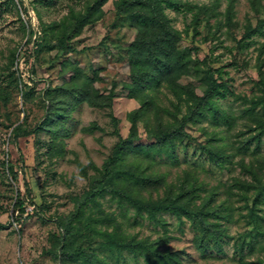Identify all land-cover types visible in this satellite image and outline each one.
I'll return each instance as SVG.
<instances>
[{"label": "rangeland", "instance_id": "obj_1", "mask_svg": "<svg viewBox=\"0 0 264 264\" xmlns=\"http://www.w3.org/2000/svg\"><path fill=\"white\" fill-rule=\"evenodd\" d=\"M118 1L107 0L92 12L95 0H0V264H146L144 256L131 249L110 247L105 232L120 223L137 240H157L164 234V227L138 216L129 203L109 194L94 201L87 196L116 146L130 138L132 112L143 106L133 144L145 145L154 141L151 132L160 124L158 108L165 110L162 123L167 124L172 120L168 109H174L171 100L176 101L165 81L151 88L152 108L130 94L127 49L138 28L118 12ZM181 2L185 4L180 11L166 9L180 32V46L190 49L192 66L219 70L216 75L226 86L216 102L230 109L236 123L233 127L217 126L209 119L190 123L186 130L191 137L177 142L176 161L166 154L147 159L132 153L128 159H142L145 173L160 177L155 186L142 190L144 196H164L170 184L195 169L200 181L218 190L220 203L234 177L250 176L236 166L242 156L238 150L233 151L238 154L235 165L222 169L202 146L215 132L227 135L236 147L242 138L259 133L254 121L248 130L243 110L246 98L261 89L264 0ZM214 3L219 6L209 17L203 5ZM62 38L69 47L60 45ZM196 71L191 68L178 83L192 84L202 94ZM18 130L31 133L16 138ZM243 131L247 135H240ZM262 138L257 159L264 158ZM256 144L252 142L253 149ZM249 155L250 162L255 156L251 151ZM19 199L25 201L23 213L16 207ZM232 203L230 237L223 252L201 253L189 221L184 218L181 223L170 212L164 214L170 239L160 248L177 251L182 264H258L257 259L264 258L261 245L254 250L247 246L244 255L236 248L243 238L246 244L261 242L248 217L247 206L252 207L253 200L234 196ZM258 208L264 216V204ZM74 213L77 218L72 219ZM62 250L70 254L82 250L87 257L74 253L76 259L68 256L62 261Z\"/></svg>", "mask_w": 264, "mask_h": 264}, {"label": "trees", "instance_id": "obj_2", "mask_svg": "<svg viewBox=\"0 0 264 264\" xmlns=\"http://www.w3.org/2000/svg\"><path fill=\"white\" fill-rule=\"evenodd\" d=\"M106 1L95 0L91 6L92 12L98 11V7H101ZM117 3L118 12L138 28L135 39L127 49L132 65L133 84L129 87L130 94L140 97L143 105L155 106L151 100L153 97L151 88L156 84H159L160 87L165 81L170 86L176 101L171 100L174 109H168L169 118L172 120H169L167 124L163 125L162 123V113L165 110L158 108L156 117L160 124L151 132L154 141L149 144H133L137 131V119L143 113V106L132 112L130 115L132 121L130 138L122 139L116 146L112 156L105 162L102 174L99 179L94 181L87 195L94 201L97 196L109 194L123 204L129 203L134 206L138 216L164 227V234L157 240L146 238L137 240L136 237H130L124 232L122 225L120 226V223L116 222L114 231L105 232L110 247L119 249L121 252L124 248L131 249L136 255H143L146 264H182L176 255L177 251L160 248L162 242H167L170 239L168 222L164 217L165 213L170 212L176 215L181 223L189 221L196 232L195 240L201 253L211 255L214 252H223L224 246L228 243L227 238L230 237L228 221L233 220L232 198L238 196L239 199L246 200V202H249L250 199L253 200L252 207L247 206L248 217L258 229L255 238L261 242L257 245L246 244L243 238L239 247L236 248L242 255H244L247 246L254 250L261 245L260 247L264 250V216H260L258 213L260 210L258 204H264V158H256L261 153L260 147L264 136V71L260 68L261 89L259 93L246 98V106L243 110L244 116L248 118V123H246L248 130L254 121L259 133L242 138L240 145L236 147L235 142L231 143L227 135L215 132L208 138V144L202 146L210 161L222 169L228 165H235V157L238 155L233 152L235 149L241 152L242 156L236 162V166H240L244 174L250 176V179L247 176L234 177L233 182L227 188V198L220 203H217L218 190L209 187L206 182L200 181L199 177L193 173L195 169L192 172L191 170L186 172L178 182L170 184L164 196L157 198L144 196L142 190L150 185L155 186L159 183L160 177L147 175L141 166L142 159L129 161L128 157L132 153L137 156L143 155L147 159L152 158L151 155L166 154L176 161L178 160L177 142L181 143L185 138L191 137L186 130L187 125L209 119L214 125L233 127L236 121L230 109L224 108L219 102H216V97L222 93V89L226 86L221 81L222 76L216 75L219 70L212 67L204 68L200 65L199 67L192 66L190 49L180 46V32L171 23L166 9L171 7L180 11L185 3H182L181 0H119ZM218 6L217 3L212 6L203 5L202 9L210 17L215 15ZM233 7L231 4L228 8L229 21L233 16ZM90 15L88 14V16ZM93 15L95 17V13ZM207 21L209 22L210 19ZM248 27L250 28L248 33H252V27ZM59 42L64 48L69 47L65 38ZM191 68L197 70L196 73L202 81L204 87L202 94L192 84L180 85L178 83L179 77L183 74H190ZM144 89H147L149 93H145ZM30 133L31 131L18 130L15 137ZM240 135H247V133L243 131ZM254 141L257 144L253 149L252 142ZM249 151L253 152V156H255L250 162L247 161L251 157ZM16 207L23 213L26 210L25 201L19 199L16 202ZM74 214L72 219L77 218V213ZM115 221V219H111V222ZM70 232L71 229H68V233ZM74 253L79 257L85 255L82 250H76L71 254L67 250H62L60 258L62 261L68 256L70 259H76ZM85 257L87 256L85 255ZM257 260L258 264H264L263 257H259Z\"/></svg>", "mask_w": 264, "mask_h": 264}]
</instances>
